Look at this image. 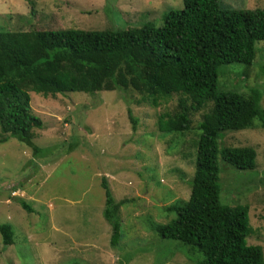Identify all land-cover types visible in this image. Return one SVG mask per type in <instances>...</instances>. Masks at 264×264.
I'll use <instances>...</instances> for the list:
<instances>
[{
  "label": "rangeland",
  "instance_id": "rangeland-1",
  "mask_svg": "<svg viewBox=\"0 0 264 264\" xmlns=\"http://www.w3.org/2000/svg\"><path fill=\"white\" fill-rule=\"evenodd\" d=\"M219 5L252 10L264 8V0H219ZM181 7L182 0H0V29L160 26L168 10ZM255 51L248 66L221 65L217 86L239 92L257 88L264 107V39ZM179 98L174 93L152 106L130 87L54 96L32 91L31 108L43 122L33 129L40 155L14 137L0 140V223L13 230L9 245L0 234V264H198L202 254L196 247L163 238L157 230L175 216L166 208L189 198L197 123L205 111L190 110L182 134L159 131L160 116L182 112ZM220 141L256 151L252 170L228 167L220 173V201L249 206L252 231L246 241L260 246L264 259V128L225 131ZM102 176L116 200L128 199L120 207L116 246L102 213Z\"/></svg>",
  "mask_w": 264,
  "mask_h": 264
},
{
  "label": "trees",
  "instance_id": "trees-1",
  "mask_svg": "<svg viewBox=\"0 0 264 264\" xmlns=\"http://www.w3.org/2000/svg\"><path fill=\"white\" fill-rule=\"evenodd\" d=\"M260 39L264 8L227 10L219 0H182L181 8L164 14L160 26L146 22L124 29H0V134L5 135L0 140L14 137L40 155L33 129L42 128L43 122L31 108L32 91L54 96L130 87L140 94V102L152 106L180 94L182 112L160 116L159 131L180 129L182 134L190 125L189 111H205L197 123L189 198L166 208L175 216L159 225L158 233L196 247L202 254L198 264H264L261 247L246 241L252 231L249 206L220 201V173L252 170L256 158L254 147L221 146L220 140L225 131L264 128L262 93L217 86L218 68L250 65ZM128 113L134 127L136 120ZM101 185L102 213L111 227L110 244L116 246L121 240L120 207L128 199L116 200L105 176ZM20 204L31 211L23 199ZM0 234L4 245L12 243L10 224L0 223Z\"/></svg>",
  "mask_w": 264,
  "mask_h": 264
}]
</instances>
